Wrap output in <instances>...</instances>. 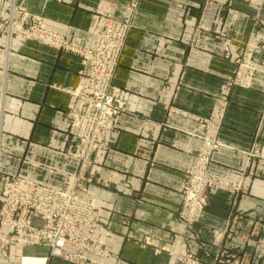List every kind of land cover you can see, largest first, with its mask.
I'll list each match as a JSON object with an SVG mask.
<instances>
[{
    "label": "crops",
    "instance_id": "0c3cea01",
    "mask_svg": "<svg viewBox=\"0 0 264 264\" xmlns=\"http://www.w3.org/2000/svg\"><path fill=\"white\" fill-rule=\"evenodd\" d=\"M131 0H0V19L36 17L79 48ZM113 86L124 103L108 149L94 156L86 192L100 207L92 264H264V0H139ZM244 53L249 88L231 84ZM81 59L0 35V189L19 177L70 191L79 162L67 154L68 117ZM225 102L221 148L209 171L239 184L210 192L199 223L179 219L181 192L201 146L200 120ZM256 152L257 157L248 155ZM1 236L14 239L9 232ZM73 264L40 246H0V264ZM44 260V263H43Z\"/></svg>",
    "mask_w": 264,
    "mask_h": 264
},
{
    "label": "built area",
    "instance_id": "2783aa9c",
    "mask_svg": "<svg viewBox=\"0 0 264 264\" xmlns=\"http://www.w3.org/2000/svg\"><path fill=\"white\" fill-rule=\"evenodd\" d=\"M139 0L124 5L116 18H110L95 32L91 48H78L65 38L47 31L36 17L23 16L0 19V35L8 41L17 37L49 48L78 55L82 61L79 83L73 92L78 105L68 117L67 154L80 163L70 191H61L30 182L19 177L6 179L0 189V227L14 236L8 243L40 246L48 250L50 258L73 264H92L84 254H101L91 241V233L98 227L100 208L86 195L92 181L86 172L93 156L107 150L106 138L113 131L123 111L118 91L112 87L115 70L127 38L131 15ZM250 53H244L237 62L236 79L247 82L254 77ZM236 85V86H237ZM214 108L208 118L200 120L204 130L201 147L194 167L183 188L179 218L187 228L196 226L207 205V193L227 190L236 194L242 189L227 179L212 174L209 169L211 155L221 148L217 134L225 110V102ZM264 248V240L258 241ZM175 264H197L190 258L178 259Z\"/></svg>",
    "mask_w": 264,
    "mask_h": 264
},
{
    "label": "rangeland",
    "instance_id": "374dc122",
    "mask_svg": "<svg viewBox=\"0 0 264 264\" xmlns=\"http://www.w3.org/2000/svg\"><path fill=\"white\" fill-rule=\"evenodd\" d=\"M132 1V0H131ZM131 1H129L128 3H130ZM127 3V4H128ZM108 19H110V18H108ZM107 19V20H108ZM40 21V20H39ZM41 23V22H40ZM105 23V22H104ZM103 23V24H104ZM102 24V25H103ZM42 25V24H41ZM101 25V26H102ZM43 26V25H42ZM100 26V27H101ZM44 27V26H43ZM99 27V28H100ZM46 29V28H45ZM47 30V29H46ZM98 30V29H97ZM96 30V31H97ZM48 31V30H47ZM50 32V31H49ZM52 33V32H51ZM94 36H95V33H94ZM61 37H63V36H61ZM14 38H17V37H14ZM64 38V37H63ZM13 39V38H12ZM127 39V38H126ZM22 40V39H21ZM94 41H95V37H94ZM31 42V41H30ZM70 42V41H69ZM125 42H126V40H125ZM125 42H124V45H123V48H124V46H125ZM70 43H72V42H70ZM74 44V43H73ZM76 45V44H75ZM94 45V44H93ZM79 48V47H78ZM123 48H122V50H123ZM82 49H86V48H82ZM88 49V48H87ZM122 50H121V52H122ZM60 51H62V52H65V53H69V52H66V51H64V50H61L60 49ZM69 54H72V53H69ZM74 55V54H73ZM121 55V54H120ZM75 56H77V57H79L78 55H75ZM80 58V57H79ZM81 59V58H80ZM119 59H120V57H119ZM238 60H240V58L238 59ZM81 61H82V59H81ZM250 62L252 63V65H254V68H255V71H254V73H253V75H255V73H256V71H257V65L254 63V61L252 60V58L250 59ZM118 63H119V60H118ZM117 67H118V64H117ZM117 67H116V69H117ZM81 68H82V65H81ZM81 70V69H80ZM236 71H237V68H236ZM236 71H235V74H234V76H233V79H232V82H231V84L232 83H234V81H235V77H236ZM115 72H116V70H115ZM79 73H80V71H79ZM79 73H78V83H79ZM115 76V75H114ZM253 80V79H252ZM238 84H240V86L239 85H237V87H240V88H249L250 87V85L248 86V87H245V85L247 84V82H244L243 80L242 81H239L238 82ZM236 85H233V86H236ZM77 86H78V84H77ZM77 86L74 88V90L77 88ZM112 87L113 88H115L114 86H113V84H112ZM116 89V88H115ZM74 90H73V92H74ZM117 90V89H116ZM118 91V90H117ZM118 97H119V91H118ZM119 99H120V97H119ZM121 100V99H120ZM121 102L123 103V101L121 100ZM123 109H124V103H123ZM216 109V108H215ZM123 112V111H122ZM120 114H121V112H120ZM119 114V115H120ZM211 114V113H210ZM224 114H225V110H224V113H223V115H222V119H221V123H220V126H219V131H218V134H217V138L219 137V132H220V127H221V125H222V121H223V117H224ZM119 117V116H118ZM206 118H208V117H206ZM203 119H205V118H203ZM117 120H118V118H117ZM117 120H116V122H117ZM202 120V119H201ZM115 125H116V123H115ZM115 128V127H114ZM114 130V129H113ZM204 131V130H203ZM111 132H113V131H111ZM110 132V133H111ZM109 133V134H110ZM109 134L107 135V138H106V143H108V141H107V139H108V136H109ZM203 135H204V133H203ZM202 135V136H203ZM201 136V137H202ZM200 137V138H201ZM199 138V139H200ZM200 141H201V139H200ZM218 142L220 143V141H219V138H218ZM202 144V143H201ZM221 145V144H220ZM201 147V146H200ZM107 148H108V144H107ZM200 149V148H199ZM220 149V148H219ZM218 149V150H219ZM217 150V151H218ZM104 151H106V150H104ZM217 151H215V152H217ZM99 152H101V151H99ZM99 152H97V153H99ZM198 152H199V150H198ZM198 152H197V154H198ZM214 152V153H215ZM96 153V154H97ZM95 154V155H96ZM197 154H196V157H197ZM94 155V156H95ZM94 156H93V158H92V161H93V159H94ZM249 157H251V158H255V157H257L258 156V154L256 153V152H252V154H249L248 155ZM196 157H195V160H196ZM211 158H212V155H211ZM211 158H210V162H209V164L211 163ZM78 161V160H77ZM79 162V161H78ZM92 163V162H91ZM195 164V163H194ZM79 166H80V163H79ZM193 167H194V165H193ZM192 167V168H193ZM208 169H209V166H208ZM80 170V169H79ZM192 170V169H191ZM188 174H189V172H188ZM188 174H187V176H188ZM213 174V173H212ZM91 176V175H90ZM11 178V177H10ZM91 178H92V176H91ZM6 179H8V178H6ZM6 179L4 180V184H5V181H6ZM186 180H187V178H186ZM93 181V180H92ZM92 181L90 182V183H92ZM185 183H186V181H185ZM3 184V185H4ZM184 186H185V184H184ZM73 187V186H72ZM184 188V187H183ZM182 192H183V189H182ZM181 192V197H182V200H183V193ZM210 192H212V191H209L208 193H207V196H208V194L210 193ZM213 192H223V193H230L229 191H227V190H213ZM86 195H87V192H86ZM88 196V195H87ZM88 198H89V196H88ZM90 200L91 201H93L91 198H90ZM207 200H208V198H207ZM94 202V201H93ZM95 203V202H94ZM207 203H208V201H207ZM96 205V204H95ZM99 207V206H98ZM181 207H182V202H181ZM206 207H207V205H206ZM205 207V208H206ZM100 208V207H99ZM205 208H204V210H205ZM101 210V209H100ZM180 211H181V208H180ZM180 211H179V213H180ZM101 212V211H100ZM203 213H204V211H203ZM203 215V214H202ZM202 217V216H201ZM180 219V218H179ZM98 220L100 221V213L98 214ZM181 220V219H180ZM99 221H98V227L97 228H95L94 230H93V232L91 233V239H92V237H93V234H94V232H96L98 229H99ZM182 221V220H181ZM193 228V227H192ZM192 228H188V230H190V229H192ZM8 232L7 230H5L4 228H1L0 227V246L1 247H4L5 245H9V244H11V243H8L7 242V237H4V236H1V233H3V232ZM262 240H264V239H262ZM259 240H256L255 241V249H256V258H258L259 260H262V261H264V248H261L260 247V244H259V242H258ZM92 243H93V241H92ZM12 244H16V243H12ZM93 245L95 246V248L100 252V250L98 249V247L93 243ZM101 253V252H100ZM88 254H90V253H86V254H84L85 255V257L87 258V255ZM94 255H96V256H99L100 254L99 253H97V254H94ZM178 259H181V258H178ZM177 259V260H178ZM183 259V258H182ZM26 260H31V261H40V263H42V261L41 260H37V259H35V258H25L24 259V261H23V264H26L27 262H26ZM176 260V261H177ZM91 261V260H90ZM92 262V261H91ZM93 263V262H92Z\"/></svg>",
    "mask_w": 264,
    "mask_h": 264
},
{
    "label": "bare ground",
    "instance_id": "6f19581e",
    "mask_svg": "<svg viewBox=\"0 0 264 264\" xmlns=\"http://www.w3.org/2000/svg\"><path fill=\"white\" fill-rule=\"evenodd\" d=\"M28 259V258H27ZM26 264H42L40 263V261H31V260H26ZM43 263H44V260H43Z\"/></svg>",
    "mask_w": 264,
    "mask_h": 264
}]
</instances>
